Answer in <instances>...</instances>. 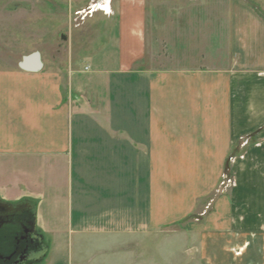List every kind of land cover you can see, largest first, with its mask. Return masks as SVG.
Wrapping results in <instances>:
<instances>
[{
	"label": "crops",
	"instance_id": "1",
	"mask_svg": "<svg viewBox=\"0 0 264 264\" xmlns=\"http://www.w3.org/2000/svg\"><path fill=\"white\" fill-rule=\"evenodd\" d=\"M219 2L218 22L208 13L192 31L219 35L217 68H144L158 33L147 0H115L107 41L86 64L0 68V202L37 199L40 173L50 195L38 198L35 233L54 241L61 223L136 242L192 230L219 191L202 220L203 257L264 261V0ZM226 169L234 184L220 189Z\"/></svg>",
	"mask_w": 264,
	"mask_h": 264
},
{
	"label": "rangeland",
	"instance_id": "2",
	"mask_svg": "<svg viewBox=\"0 0 264 264\" xmlns=\"http://www.w3.org/2000/svg\"><path fill=\"white\" fill-rule=\"evenodd\" d=\"M219 4V0H147L149 34L158 33L150 34L156 46L148 50L144 68L195 69L205 63L208 67H219V35L192 32L197 25L208 20V13L218 22ZM114 5L115 0L111 3L108 0H0V68L16 66L23 57L36 52L41 53L45 68L52 67L53 60L63 57L72 62H85L107 41ZM214 20L208 23L215 25ZM85 64L80 63L79 67L84 70ZM40 169L43 172L45 167L40 166ZM228 170L225 178L220 179L219 188L233 187L234 180ZM44 180L46 178L36 173L35 182L37 186L40 183L37 193L42 194L37 199L24 195L18 202L32 200L38 205L39 197L42 200L43 194L50 195V185L46 188ZM19 186L17 192L27 191V185ZM219 194L217 191L205 210L192 222V230L183 226L172 228L149 234L143 241H126L117 235L71 234L68 226L59 223L53 227L54 241L51 236L47 239L50 242L48 264H214V261L226 264L224 258L209 261L202 255V220ZM40 221H46L40 224L48 231L51 224L47 223V218ZM232 251L234 258H243L241 249ZM44 254H35L32 259L40 260ZM242 260L246 261L245 257ZM252 262L262 264L264 261L256 259Z\"/></svg>",
	"mask_w": 264,
	"mask_h": 264
},
{
	"label": "flooded vegetation",
	"instance_id": "3",
	"mask_svg": "<svg viewBox=\"0 0 264 264\" xmlns=\"http://www.w3.org/2000/svg\"><path fill=\"white\" fill-rule=\"evenodd\" d=\"M32 220L33 215L28 209L14 210L0 207V237L5 240L11 236V229H17V236L13 235L16 240L14 251L9 259L0 258V264H32L37 261V259H32L29 250L30 244L36 238L34 228L30 227Z\"/></svg>",
	"mask_w": 264,
	"mask_h": 264
},
{
	"label": "trees",
	"instance_id": "4",
	"mask_svg": "<svg viewBox=\"0 0 264 264\" xmlns=\"http://www.w3.org/2000/svg\"><path fill=\"white\" fill-rule=\"evenodd\" d=\"M3 207L7 208V209H21L23 210V208L25 210H29L31 211V214L33 215V220L30 221V227L34 228L35 225V220H36V215H37V203L32 201V200H22L18 203H3L2 204ZM35 239L34 242L32 244H30V248L29 250L31 251V253H42L45 252L44 256L42 257V259L37 260L35 262H33L32 264H43L49 254V250H50V242L40 233L36 232L35 233ZM14 239V238H13Z\"/></svg>",
	"mask_w": 264,
	"mask_h": 264
},
{
	"label": "water",
	"instance_id": "5",
	"mask_svg": "<svg viewBox=\"0 0 264 264\" xmlns=\"http://www.w3.org/2000/svg\"><path fill=\"white\" fill-rule=\"evenodd\" d=\"M43 67L44 64L42 60V55L39 52L23 57L21 62L19 63V68L21 70L31 73L40 72L42 71ZM2 204H0V207H3Z\"/></svg>",
	"mask_w": 264,
	"mask_h": 264
},
{
	"label": "bare ground",
	"instance_id": "6",
	"mask_svg": "<svg viewBox=\"0 0 264 264\" xmlns=\"http://www.w3.org/2000/svg\"><path fill=\"white\" fill-rule=\"evenodd\" d=\"M109 1V0H108ZM105 2V1H104ZM3 241V239H2V237H0V242H2ZM8 249H9V245L7 244V245H5L4 246V250L5 251H8Z\"/></svg>",
	"mask_w": 264,
	"mask_h": 264
},
{
	"label": "built area",
	"instance_id": "7",
	"mask_svg": "<svg viewBox=\"0 0 264 264\" xmlns=\"http://www.w3.org/2000/svg\"><path fill=\"white\" fill-rule=\"evenodd\" d=\"M225 178V176H223V179ZM230 179H232L231 177H229ZM228 188V187H227Z\"/></svg>",
	"mask_w": 264,
	"mask_h": 264
}]
</instances>
